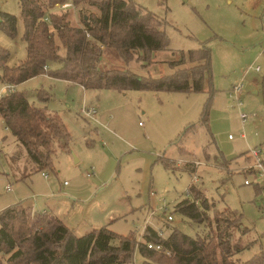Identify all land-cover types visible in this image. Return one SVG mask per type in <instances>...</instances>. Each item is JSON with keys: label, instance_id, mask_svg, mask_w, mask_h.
I'll use <instances>...</instances> for the list:
<instances>
[{"label": "rangeland", "instance_id": "obj_1", "mask_svg": "<svg viewBox=\"0 0 264 264\" xmlns=\"http://www.w3.org/2000/svg\"><path fill=\"white\" fill-rule=\"evenodd\" d=\"M132 1L162 21L169 48L161 56L178 59L180 51L202 43L210 47L208 90L84 89L47 73L15 84L30 103L56 113L70 139L52 154L50 166L39 170L0 116V211L22 202L31 211L45 210L48 218L57 216L78 236L106 225L142 240L139 232L151 207L158 211L151 222L164 236L171 227L204 235L206 224L175 208L190 196L186 189L194 184L213 203L211 217L227 207L240 216L245 232L234 229L232 237L246 247L233 257L236 264L254 256L264 262V176L247 167L252 163L250 148L259 149L264 160V0ZM72 11L77 19L78 11ZM0 12L17 16L14 37L0 28V47L9 51L6 64L12 66L26 54L19 0H0ZM101 57L102 69L126 67L156 76L171 71L169 64L154 59L147 66L137 58L126 63L110 47ZM2 71L0 66L5 93ZM244 73L238 108L230 88ZM39 91L47 96L44 101ZM82 101L98 106L96 117L80 115ZM205 104L206 122L200 115ZM240 112L248 114L246 121ZM192 161L200 164L191 169ZM163 205L168 208L164 215L172 213L169 222L161 217ZM133 256L129 264L143 261L137 247ZM5 257L0 253V259Z\"/></svg>", "mask_w": 264, "mask_h": 264}, {"label": "trees", "instance_id": "obj_2", "mask_svg": "<svg viewBox=\"0 0 264 264\" xmlns=\"http://www.w3.org/2000/svg\"><path fill=\"white\" fill-rule=\"evenodd\" d=\"M61 1L19 0L26 54L9 66V51L0 47L4 80L15 85L47 73L86 89L208 90L211 51L206 43L180 51L178 59L167 62L171 71L160 76L137 74L126 67L102 69L106 47L114 49L126 63L137 58L143 66L153 61L154 51L168 50L162 21L132 0H73L78 11L75 19L71 8L55 11ZM16 22L14 13L0 12V28L12 37L17 33ZM14 90L0 96L2 121L35 168L47 169L52 154L68 146L70 134L56 113L46 112L47 108L30 103L24 91ZM38 98L44 101L47 96L39 91ZM206 107L200 113L205 122ZM247 157L251 159L249 154ZM188 192L190 196L179 200L175 208L187 218L206 224L207 233L192 236L171 227L164 236L150 223L140 243L135 235H122L106 225L78 236L57 216L48 218L46 212L31 211L22 202L6 206L0 211V253L6 255L0 264H129L136 247L143 256L140 264H236L233 257L246 247L232 237L234 229L245 232L240 216L227 207L211 217L213 203L204 192L194 184L188 186ZM146 209L145 218L151 207ZM161 217L166 220L163 214ZM147 241L160 242L162 248H148ZM240 264L264 262L254 256Z\"/></svg>", "mask_w": 264, "mask_h": 264}, {"label": "built area", "instance_id": "obj_3", "mask_svg": "<svg viewBox=\"0 0 264 264\" xmlns=\"http://www.w3.org/2000/svg\"><path fill=\"white\" fill-rule=\"evenodd\" d=\"M58 8L65 10L68 8L71 9H75L76 5L75 3H73V0H63L61 2L58 3ZM47 66H45L44 68H46ZM260 67L256 66V69H259ZM248 71V68L246 69V72ZM243 78H241L238 82H236L235 84L232 85V87L230 88V94L232 96V99L235 101V105L240 108L241 104H242V100L240 99V92L243 88ZM14 84L7 82V84L5 86H3L4 88H6V92L5 93H10L15 91L14 90ZM5 93H3V90L0 89V96L4 95ZM82 104L80 105V114L82 115V117L84 118H91L93 119L94 117H96V113L98 110L97 105H88L87 103H85L84 101L81 102ZM240 117L242 122L246 121L248 114L244 113V112H240ZM260 150L257 148H250L248 151V154L251 156V160L252 163H250L247 167H251L254 169L255 172L258 173V175H262L264 176V160L261 159L260 157ZM198 163V162H196ZM43 175L46 176V174L43 172ZM249 180L246 179L245 183H248ZM7 188L9 189L10 186H7ZM186 192H188V188L186 189ZM189 193V192H188ZM162 208H164L163 210V215L164 213H167V209L166 205H163ZM42 212H44L42 210ZM156 212L155 209L151 208L150 214L143 220L142 222V227L140 229L139 232V236L143 237V234L146 231L147 226L152 223L151 222V216ZM164 217L166 218L167 221L172 220V214L168 213L166 215H164ZM162 233V231L160 232ZM142 239V238H140ZM141 240H137V243H140ZM146 246L148 248L154 249V250H158L162 248V243L158 242H152V241H147L146 242Z\"/></svg>", "mask_w": 264, "mask_h": 264}, {"label": "crops", "instance_id": "obj_4", "mask_svg": "<svg viewBox=\"0 0 264 264\" xmlns=\"http://www.w3.org/2000/svg\"><path fill=\"white\" fill-rule=\"evenodd\" d=\"M163 51H165V50H156V51H154L157 55H160V57L159 58H153L154 60H159V61H162L164 64L165 63H167L168 62V60H171V59H174V57H172V55H162L161 56V52H163ZM153 52V53H154ZM262 52H264V48L262 47ZM167 65H168V63H167ZM168 67V66H167ZM245 73H246V71H245ZM245 73H244V75L242 76V78H244L245 77ZM43 74H46V73H43ZM40 75V74H39ZM37 76V75H36ZM35 77V76H34ZM32 78V77H31ZM57 79V78H56ZM30 80V79H29ZM59 80V79H58ZM61 80H63V79H61ZM26 81H28V80H26ZM63 81H65V82H69V83H71V84H75V83H73V82H70V81H67V80H63ZM25 82V81H24ZM23 83V82H22ZM21 84V83H20ZM76 84H78V83H76ZM79 86L80 87H82L80 84H79ZM83 88V87H82ZM85 89V88H84ZM98 107V106H97ZM98 111V110H97ZM81 115V114H80ZM5 128L6 129H8L6 126H5ZM9 130V129H8ZM196 162H198V163H196ZM190 164V168L191 169H195L200 163H199V161H192V162H190L189 163ZM44 212H46L45 210H43ZM48 213V212H47Z\"/></svg>", "mask_w": 264, "mask_h": 264}]
</instances>
